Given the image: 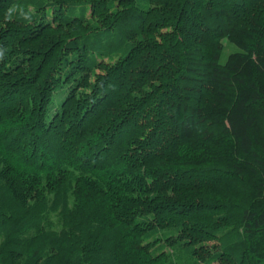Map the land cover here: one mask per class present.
<instances>
[{"label":"trees","instance_id":"16d2710c","mask_svg":"<svg viewBox=\"0 0 264 264\" xmlns=\"http://www.w3.org/2000/svg\"><path fill=\"white\" fill-rule=\"evenodd\" d=\"M17 1L0 264H264V0Z\"/></svg>","mask_w":264,"mask_h":264},{"label":"rangeland","instance_id":"374dc122","mask_svg":"<svg viewBox=\"0 0 264 264\" xmlns=\"http://www.w3.org/2000/svg\"><path fill=\"white\" fill-rule=\"evenodd\" d=\"M31 1L32 0H20V1L13 3L12 7L13 8H18V7H22V6L31 7ZM222 44H223V47H222V50H221L219 58H218L219 63H224L229 54L238 50V47L235 44L229 42L226 38L222 39ZM62 91H63V89L58 90L59 93ZM161 234L162 233H159L158 235H161ZM162 249L164 251H169L170 249H173V247L170 248L169 245H166L164 242H162L160 245H158L156 250H162ZM174 250L176 251V254H177L179 249L177 247H175ZM184 263H185V259L183 258V262L181 264H184ZM200 264H206V263L201 262ZM211 264H216V261L211 263Z\"/></svg>","mask_w":264,"mask_h":264}]
</instances>
